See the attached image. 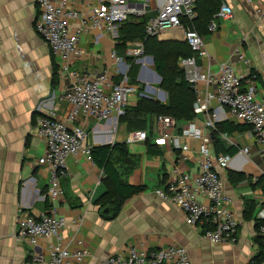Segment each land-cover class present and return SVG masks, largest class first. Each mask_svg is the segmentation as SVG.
I'll return each mask as SVG.
<instances>
[{"label": "crops", "instance_id": "1", "mask_svg": "<svg viewBox=\"0 0 264 264\" xmlns=\"http://www.w3.org/2000/svg\"><path fill=\"white\" fill-rule=\"evenodd\" d=\"M99 1H66L67 10L79 14L78 18L70 20L71 31L83 27L89 11ZM165 1L146 0L143 16H131L126 23L116 24L110 30L82 31L76 46L78 53L73 56L69 70L91 75L105 70L110 81L118 82L136 65L135 84H131L141 95L129 96V110L135 108L141 98L166 105L167 92L160 86L153 87L162 81L155 69L152 70L154 55L145 52L142 35L134 31L136 27L144 28ZM262 1L222 0L231 8V15L216 18L214 31L209 32L207 26L206 31L200 33L206 58H199L197 63L204 73L216 74L220 64L230 62L236 74L242 77V87L254 88L256 100L264 104V18L257 20L254 15V8ZM39 13L35 0H0V264L48 261L54 238H39L35 244H28L18 241L15 231L21 215L39 218L53 210L67 221L60 235L62 243L68 245L71 252L85 251L80 260L71 257L70 264H100L112 254H125L130 246L158 250L170 245L187 249L190 264H259L255 261L261 246L264 251V232L256 230L255 220H264V144L258 145L250 126L233 117L222 122V127L232 129H218L211 145L214 155L232 156L228 168L219 173L238 222L235 244H210L202 237L198 226L187 225L182 212L157 194L171 180L173 166L182 172H196L198 142L181 138L190 150L184 155L169 146L154 145L156 116L150 118L149 114L137 118L131 130L117 115L107 120L91 118L84 124L86 141L91 147L125 145L127 157L114 151L112 162L123 181L142 188L123 201L115 217L111 218L112 206L105 200L100 202L110 182L92 158L81 155L68 158L67 171L59 178L62 196L50 201L46 194L48 170L37 163L44 141L35 134L33 124L36 116L49 111H54L60 119L70 112L71 106L63 96L73 86L74 79L69 72L60 71L58 61L35 32ZM130 34L135 35L134 38ZM150 37L158 43H185L182 31L175 28ZM134 48L142 49L141 57L127 56ZM181 57L170 56L179 70ZM144 69L154 78L144 77ZM198 89L204 91L206 87L200 83ZM216 106L211 102L208 113ZM204 119L205 115L199 114L189 121L202 129ZM185 123L181 121L182 126ZM244 147L249 150L246 155L240 153ZM238 174L244 179L237 180ZM257 178L263 179L259 185L255 184ZM244 201L255 204L249 217L244 215Z\"/></svg>", "mask_w": 264, "mask_h": 264}, {"label": "built area", "instance_id": "2", "mask_svg": "<svg viewBox=\"0 0 264 264\" xmlns=\"http://www.w3.org/2000/svg\"><path fill=\"white\" fill-rule=\"evenodd\" d=\"M66 1L35 0L40 11L34 25L35 32L58 61L60 71L69 72L74 79L73 86L63 96L71 106L70 112L60 119L54 111H49L36 116L33 124L35 134L44 141V150L37 163L48 170L46 194L51 202L62 196L59 178L67 171L68 158L79 155L91 158L92 147L87 144L84 124L91 118L107 120L113 115L123 116L129 96L141 95L139 89L129 83L127 75L118 82H112L105 70L91 75L71 71L69 67L73 56L78 53L76 46L82 31L91 28L98 31L110 30L131 16H143L146 0H100L89 11L83 27L75 31L70 30V20L78 18L79 14L67 10ZM196 1L166 0L144 25L146 36H157L168 28L182 31L183 40L193 55L181 58L179 67L195 92L193 115H205L202 129L192 121H187L182 126L171 116L155 117L152 137L154 145L169 146L184 155L190 150L181 138L198 142L196 172H182L177 166H173L171 180L157 194L182 212L187 225L198 226L202 237L210 244H235L238 222L231 209V201L225 194L224 180L219 173L220 170L228 168L232 156L227 153L214 155L212 136L219 133L218 123L233 117L249 125L257 144L263 145L264 104L256 100L254 88L242 87V77L236 74L230 62L220 64L216 74L201 70L197 62L199 58H206L204 40L193 27L185 24V21L191 22L196 17ZM231 12L230 7L221 4L208 24V31L215 30L216 18H225ZM254 15L257 20L264 18V0L260 6L254 8ZM142 53L141 48H134L127 52V56L139 58ZM200 83L205 85L204 91L198 89ZM211 102H215L217 106L208 113ZM248 152L246 147L240 150L245 155ZM66 225V219L57 216L54 210L39 218L21 215L16 223L15 238L28 244H35L39 238H54V243L49 247V259L43 264H70L71 257L80 260L85 251L71 252L69 246L62 243L60 235ZM260 232H264V227L260 228ZM77 244L81 245V242L77 241ZM100 264H190V258L187 249L178 245L158 250L130 246L125 254H112L103 258ZM259 264H264V258Z\"/></svg>", "mask_w": 264, "mask_h": 264}, {"label": "trees", "instance_id": "3", "mask_svg": "<svg viewBox=\"0 0 264 264\" xmlns=\"http://www.w3.org/2000/svg\"><path fill=\"white\" fill-rule=\"evenodd\" d=\"M221 4H223L222 0H197L195 3V6L197 7L195 10L197 13L196 17L191 22L185 21V24L193 27L199 34L203 31L205 32L210 20L218 12ZM143 30L144 28L142 27H136L134 29L136 33L142 35L141 37L145 45L144 50L146 52H152V55H154V69L158 75L163 77L161 84L164 86V90L167 92L168 103L165 105L152 99L141 98L135 108L129 110L127 107L125 114L120 116L119 119L121 122L127 123L128 130H131V126L136 122L137 118L147 114H149V116H171L176 121H178V123H181V121L187 122L194 116L193 102L195 100V92L191 88V85L185 80L184 73L181 68V71L179 68L177 69V66L172 62L171 59L170 63L164 59H159L158 56H156L157 51L153 50V45L158 49L167 47V55L171 54L173 56H182L181 58L192 56L193 53L186 42L184 43L185 45L158 43L155 41L154 37L144 35ZM137 70V66H132L127 73L130 83H132L131 80H135L137 76ZM129 78H131V80ZM222 126H224L222 122L218 123L217 129H223L226 131H230V129H232L227 126H225V128ZM114 151L119 152V155L122 157H127L128 155L124 144L92 147L91 149V158L103 170V174L110 182L107 193L102 197L103 199L100 202L103 203V200H105L112 206L111 218L118 214L125 199L142 191L141 187L132 186L121 179L120 174L112 162V153ZM236 179L243 180L244 176L242 174H238ZM261 182H263V179L257 178L255 184L259 185ZM254 205L255 204L252 201H244L245 217L252 215L253 209L255 207ZM255 227L257 231L261 227H264V220H255ZM263 258L264 251L263 246H261L259 248L258 260L255 262L259 263Z\"/></svg>", "mask_w": 264, "mask_h": 264}, {"label": "rangeland", "instance_id": "4", "mask_svg": "<svg viewBox=\"0 0 264 264\" xmlns=\"http://www.w3.org/2000/svg\"><path fill=\"white\" fill-rule=\"evenodd\" d=\"M125 26H128V25H125ZM129 28H131V27H129ZM134 36L135 35H133V34H130V37H132V38H134ZM132 38H130V39H132ZM167 47H165V48H157V47H155L154 45H153V50H156L157 52H156V56H158V58L159 59H164V60H166L168 63H170V56L171 55H167ZM146 52V51H145ZM141 57V56H140ZM134 66H136V65H134ZM177 69H178V67H177ZM179 71V70H178ZM143 76L144 77H146V78H150V79H153L154 77H153V75L149 72V70H147V69H144V71H143ZM162 77V76H161ZM163 78V77H162ZM161 78V79H162ZM130 80H131V78H129ZM163 81V80H162ZM162 81L161 82H159L158 83V86H160V88L161 89H165L164 88V86H162ZM131 82L132 83H134L135 84V81H132L131 80ZM131 84V83H130ZM143 87V89L145 88V86H142ZM165 87H166V85H165ZM142 88H141V90L140 91H142L143 90ZM156 89H158V88H156ZM152 95V97H155L153 94H151ZM156 95V94H155ZM150 118H151V116H150ZM153 118H154V116H153ZM153 124V123H152ZM154 125V124H153Z\"/></svg>", "mask_w": 264, "mask_h": 264}, {"label": "water", "instance_id": "5", "mask_svg": "<svg viewBox=\"0 0 264 264\" xmlns=\"http://www.w3.org/2000/svg\"><path fill=\"white\" fill-rule=\"evenodd\" d=\"M152 70H154V67L152 68ZM155 89L158 88V83L157 84H154L153 86ZM144 97H147L146 95Z\"/></svg>", "mask_w": 264, "mask_h": 264}]
</instances>
